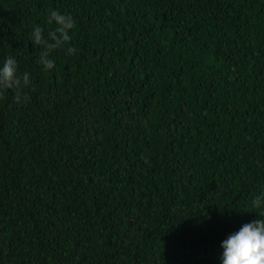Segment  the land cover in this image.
<instances>
[{"label":"trees","instance_id":"1","mask_svg":"<svg viewBox=\"0 0 264 264\" xmlns=\"http://www.w3.org/2000/svg\"><path fill=\"white\" fill-rule=\"evenodd\" d=\"M52 10L76 27L45 71ZM9 56L0 264H222L264 216V0H0Z\"/></svg>","mask_w":264,"mask_h":264},{"label":"clouds","instance_id":"2","mask_svg":"<svg viewBox=\"0 0 264 264\" xmlns=\"http://www.w3.org/2000/svg\"><path fill=\"white\" fill-rule=\"evenodd\" d=\"M53 22L55 28L48 30L46 34L45 29L40 26H36L31 33L33 44L42 48L37 63L42 65L45 71L55 67V60L51 59L50 55L71 41L70 32L76 27L74 17L70 14H62L59 10L50 11L47 23L51 25ZM75 51L74 47L68 48L69 54ZM31 83L29 73L19 72L15 57H7L0 67V93L3 90H13L14 101L17 104L26 103L30 97L25 90ZM251 203L253 208L264 207V191L256 195ZM261 217L244 224L238 232L222 241V264H264V216Z\"/></svg>","mask_w":264,"mask_h":264}]
</instances>
